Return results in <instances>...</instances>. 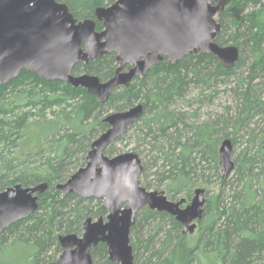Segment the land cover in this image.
<instances>
[{
	"label": "trees",
	"instance_id": "trees-1",
	"mask_svg": "<svg viewBox=\"0 0 264 264\" xmlns=\"http://www.w3.org/2000/svg\"><path fill=\"white\" fill-rule=\"evenodd\" d=\"M116 1L57 0L78 21L95 19L98 8ZM217 20L221 31L215 42L240 51L232 68L212 54H188L174 65L165 59L145 78L115 89L103 104L83 88L27 70L0 85V192L48 184L38 211L0 235V264H54L63 252L60 236H81L87 219L107 217L102 201L63 196L56 187L86 166L92 144L109 129L105 118L137 104L143 105V117L105 154L116 156V144L135 129L133 134L157 150L162 162L155 160L156 184L148 182L143 165L141 186L167 183L168 199L177 201L183 194L187 203L197 188L209 191L193 235H183L181 223L166 212L142 210L130 235L135 264H264V6L233 0ZM97 30H103L101 23ZM117 68L112 53L78 62L73 73L106 82ZM196 89L198 95L188 99ZM220 94L233 103L202 123L186 122L188 117L199 119L198 109L188 115L178 110L180 104L213 103ZM227 139L233 149L241 147L230 178L219 174V148ZM213 186L219 192L208 198ZM16 246L22 258L18 263L5 260ZM91 254L94 264H116L105 243Z\"/></svg>",
	"mask_w": 264,
	"mask_h": 264
},
{
	"label": "water",
	"instance_id": "water-1",
	"mask_svg": "<svg viewBox=\"0 0 264 264\" xmlns=\"http://www.w3.org/2000/svg\"><path fill=\"white\" fill-rule=\"evenodd\" d=\"M232 1L117 0L98 8L95 19L78 21L69 6L57 0H0V85L27 70L47 81L83 88L103 104L115 89L129 86L137 77L145 78L165 59L174 65L188 54H212L224 67L232 68L239 60V48L215 42L221 31L218 14ZM255 1L264 6V0ZM97 22L103 30H97ZM112 53L118 68L110 80L73 73L78 62L87 64ZM143 114L142 104L109 114L104 120L109 129L92 144L86 166L57 185L63 196L102 201L108 214L105 219H87L81 236H60L63 252L54 264H94L91 252L101 243L107 245L111 262L135 264L130 235L146 208L175 217L183 235L196 232L205 212V189L197 188L189 203L171 201L164 192L141 186L143 165L138 154H105ZM219 165L224 178L235 169L229 139L220 145ZM47 189L45 183L30 188L16 185L0 192V235L38 211L39 198Z\"/></svg>",
	"mask_w": 264,
	"mask_h": 264
},
{
	"label": "rangeland",
	"instance_id": "rangeland-1",
	"mask_svg": "<svg viewBox=\"0 0 264 264\" xmlns=\"http://www.w3.org/2000/svg\"><path fill=\"white\" fill-rule=\"evenodd\" d=\"M229 46V45H227ZM199 93V90L196 89L193 91L192 94H190V97L188 99H194L195 96H197ZM232 99H230L228 96L220 94L218 95L217 98L214 99L213 103H208L205 102L203 104H201L200 106L197 104H194V106H192L191 108L186 104L182 105L180 104V107L178 108L179 111H182L183 113L191 114L193 111L197 110L198 113V117L199 119H194V118H187L186 122L188 125H195L196 123H202L205 120L207 121L209 119V117L213 114H217V113H222L224 110L225 106H229L231 105ZM135 131V129H132L131 131L128 132V134L125 136V139L118 142L116 144V149L117 151V155L120 154H124V153H129V152H134L136 154L139 155L141 161H142V165H144V167H147V173L145 172V175L148 178V182L151 181V184H156L157 182V170L159 168L156 167L155 163H156V158L159 160V164L162 163L161 162V158L159 159V154L157 153V150H150V146H148L146 143L142 142L140 140L139 137L136 136V134L134 135L133 132ZM241 151V147H236L235 149H233V159H235L237 157V155L240 153ZM156 160V161H155ZM220 175H223V171L220 167V171H219ZM232 176V174L229 176V178ZM142 179V177L140 178ZM214 180H216V178H214ZM167 183L164 184H160L159 186H153V189H147L149 191H158V192H164L165 195L167 197H169V195L166 192L167 189ZM152 186V185H151ZM143 187H145L143 185ZM159 188V189H158ZM207 191H209L207 188L201 187ZM219 190L218 188H216L215 186L210 188V192L208 193V198H211L214 195V193H218ZM183 197H185L183 194L178 195L176 197L175 202H178L179 200H181ZM198 229V227H197ZM197 232V230H196ZM19 248L18 246L11 248L8 250V254L9 255H5L7 256L5 260H14L15 262L18 263L19 258H22L21 253L19 251H17ZM60 255H57V260L59 259Z\"/></svg>",
	"mask_w": 264,
	"mask_h": 264
},
{
	"label": "flooded vegetation",
	"instance_id": "flooded-vegetation-1",
	"mask_svg": "<svg viewBox=\"0 0 264 264\" xmlns=\"http://www.w3.org/2000/svg\"><path fill=\"white\" fill-rule=\"evenodd\" d=\"M128 68H130V67H128Z\"/></svg>",
	"mask_w": 264,
	"mask_h": 264
}]
</instances>
